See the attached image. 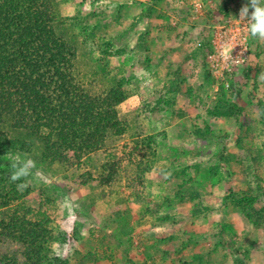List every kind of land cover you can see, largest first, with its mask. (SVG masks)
<instances>
[{
    "label": "rangeland",
    "instance_id": "1",
    "mask_svg": "<svg viewBox=\"0 0 264 264\" xmlns=\"http://www.w3.org/2000/svg\"><path fill=\"white\" fill-rule=\"evenodd\" d=\"M54 4L59 36L86 61L106 53L116 63L111 75L133 79L135 94L119 104L132 127L128 133L134 131L137 113L149 105L156 110L148 131L159 143L156 155L149 157L144 196L138 198L125 184L128 165L109 186L97 180L79 186L75 167L41 163L38 138L4 121L10 136L27 139L32 149L0 156V165L10 166L17 155L35 161L31 175L22 179L29 187L26 200L34 207L45 198L54 200L50 225L58 255L68 264H239L238 256L246 264H264V216L260 225L254 224L227 197L258 193L256 207L264 202V116L254 107L264 104V40L248 35L247 56L222 76L213 72L207 57L215 37L234 25L250 0ZM202 42L211 47L205 56L211 82L204 76ZM176 69L191 90L172 92L173 103L164 104L160 96L178 81ZM220 85L230 99L239 90L237 115L210 113ZM123 139L109 136L105 148ZM107 160L100 149L91 153L89 166L102 173ZM186 190L192 196L188 201L178 196Z\"/></svg>",
    "mask_w": 264,
    "mask_h": 264
},
{
    "label": "trees",
    "instance_id": "2",
    "mask_svg": "<svg viewBox=\"0 0 264 264\" xmlns=\"http://www.w3.org/2000/svg\"><path fill=\"white\" fill-rule=\"evenodd\" d=\"M56 20L54 0H0V156L32 149L30 141L10 136L3 128L4 121L9 120L12 129L38 138L41 163L75 167L79 186L94 180L109 186L123 165H128L126 187L142 198L145 173L151 167L149 157L156 155L159 147L157 135L148 131L149 118L156 109L147 105L137 113L134 131L128 133L132 127L120 114L119 104L135 94L133 79L111 75L116 63L106 53L86 61L74 45L55 32ZM201 45L205 51L204 76L211 82L205 57L211 47L207 42ZM242 70L248 76V68ZM174 73L178 81L168 87L167 96H160L164 104L173 103L172 92L191 90L179 70ZM238 93L236 89L230 99L220 85L210 113L237 115ZM254 107L264 116L263 103L256 102ZM109 136L124 139L106 149ZM100 149L108 159L102 173L89 166L91 153ZM19 183L25 182L10 180V166L0 165V264H68L57 253L59 242L50 225L55 215L54 200L45 198L34 207L26 200L29 187L19 191ZM190 194L186 190L178 196L188 201ZM227 197L254 224L262 223L264 202L256 207L258 193L231 192ZM237 258L239 264H246Z\"/></svg>",
    "mask_w": 264,
    "mask_h": 264
},
{
    "label": "built area",
    "instance_id": "3",
    "mask_svg": "<svg viewBox=\"0 0 264 264\" xmlns=\"http://www.w3.org/2000/svg\"><path fill=\"white\" fill-rule=\"evenodd\" d=\"M224 34L221 36L224 39H217L215 37L212 51L207 55L208 60L211 62V67L214 73H219L220 76L224 72L230 71V66L238 58L243 60L248 52V30L247 21L240 19V15L233 22ZM219 33H216V35ZM222 44H221V43ZM217 76V75H216ZM218 77V76H217ZM227 85V84H226Z\"/></svg>",
    "mask_w": 264,
    "mask_h": 264
},
{
    "label": "clouds",
    "instance_id": "4",
    "mask_svg": "<svg viewBox=\"0 0 264 264\" xmlns=\"http://www.w3.org/2000/svg\"><path fill=\"white\" fill-rule=\"evenodd\" d=\"M249 6L252 11L249 15ZM240 9V19L247 21V30L251 38L264 40V0H250V5ZM35 168V161L19 155L12 158L10 162V180L21 181L31 175ZM26 183L17 184V189L23 191Z\"/></svg>",
    "mask_w": 264,
    "mask_h": 264
}]
</instances>
